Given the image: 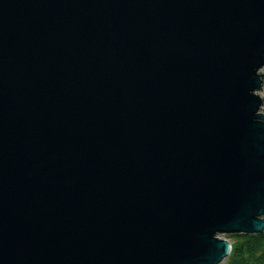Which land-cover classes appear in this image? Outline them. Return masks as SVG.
Here are the masks:
<instances>
[{
    "label": "water",
    "instance_id": "1",
    "mask_svg": "<svg viewBox=\"0 0 264 264\" xmlns=\"http://www.w3.org/2000/svg\"><path fill=\"white\" fill-rule=\"evenodd\" d=\"M264 0H0V264H221L264 233Z\"/></svg>",
    "mask_w": 264,
    "mask_h": 264
},
{
    "label": "trees",
    "instance_id": "2",
    "mask_svg": "<svg viewBox=\"0 0 264 264\" xmlns=\"http://www.w3.org/2000/svg\"><path fill=\"white\" fill-rule=\"evenodd\" d=\"M236 239L226 264H264V233L235 234Z\"/></svg>",
    "mask_w": 264,
    "mask_h": 264
},
{
    "label": "rangeland",
    "instance_id": "3",
    "mask_svg": "<svg viewBox=\"0 0 264 264\" xmlns=\"http://www.w3.org/2000/svg\"><path fill=\"white\" fill-rule=\"evenodd\" d=\"M263 72H264V70H263ZM258 94H260L262 96V98L264 99V88H263V91L259 92ZM261 112L264 113V107H262ZM232 236L233 235H226L225 237L228 239V241H230L232 244H234V242L236 241V239L234 237H232ZM226 262L227 261H224L222 264H226Z\"/></svg>",
    "mask_w": 264,
    "mask_h": 264
},
{
    "label": "bare ground",
    "instance_id": "4",
    "mask_svg": "<svg viewBox=\"0 0 264 264\" xmlns=\"http://www.w3.org/2000/svg\"><path fill=\"white\" fill-rule=\"evenodd\" d=\"M263 70H264V68L260 71V73L263 74V73H264ZM261 91H262V90H261ZM261 91L258 90V91H256V93L258 94V93L261 92ZM259 95H260V94H259ZM260 96H261V95H260ZM261 98H262V96H261ZM263 105H264V104H263ZM263 105H262V107H264ZM261 110H262V109H261ZM225 236H226V235H221L220 237L228 241V239H227ZM230 243H231V242H230ZM228 258H229V257H228ZM228 258H227V259H228ZM227 259H226L225 261H227ZM221 264H222V263H221Z\"/></svg>",
    "mask_w": 264,
    "mask_h": 264
}]
</instances>
